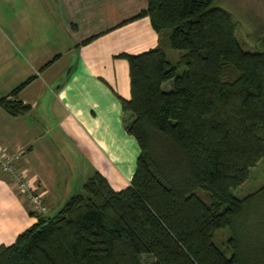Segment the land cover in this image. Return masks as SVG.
I'll return each mask as SVG.
<instances>
[{
    "label": "trees",
    "instance_id": "1",
    "mask_svg": "<svg viewBox=\"0 0 264 264\" xmlns=\"http://www.w3.org/2000/svg\"><path fill=\"white\" fill-rule=\"evenodd\" d=\"M215 1L147 0L133 19L149 18L158 46L118 56L130 80V99L117 96L122 124L140 150L130 185L116 191L95 172L55 215L30 211L36 223L0 245V264H264L263 221L251 224L248 213L264 186L232 194L264 159V36L244 50ZM33 79L0 109L27 114L18 96ZM224 228L221 249L214 237Z\"/></svg>",
    "mask_w": 264,
    "mask_h": 264
},
{
    "label": "crops",
    "instance_id": "2",
    "mask_svg": "<svg viewBox=\"0 0 264 264\" xmlns=\"http://www.w3.org/2000/svg\"><path fill=\"white\" fill-rule=\"evenodd\" d=\"M3 3L9 17L0 25V98L34 79L18 96L30 106L27 114L11 117L0 109V146L20 154L16 168L36 184L43 215H55L95 172L116 191L129 186L140 150L122 124L117 96L130 99V80L127 61L118 56L158 46L149 18L133 19L147 0ZM29 39L35 40L31 47ZM44 44L41 61L30 51ZM24 52L33 58L29 77ZM30 211L29 200L0 172V245L13 244L36 223Z\"/></svg>",
    "mask_w": 264,
    "mask_h": 264
},
{
    "label": "rangeland",
    "instance_id": "3",
    "mask_svg": "<svg viewBox=\"0 0 264 264\" xmlns=\"http://www.w3.org/2000/svg\"><path fill=\"white\" fill-rule=\"evenodd\" d=\"M10 4H12L10 2ZM215 7H220L227 12H229L236 24V33L235 37L239 44L244 50L254 51L259 49L260 41L259 39L264 36V0H216L214 5ZM9 17L8 6L3 3V0H0V25L2 22L7 20ZM45 18V15L44 17ZM46 21L47 19H43ZM44 30L46 31L49 27L46 22H43ZM49 31V29H48ZM47 31V33H48ZM49 37H52L48 34ZM17 45H13L15 49H19L17 40H13ZM30 47L33 46L35 40L29 39ZM29 43V42H28ZM50 44V43H49ZM48 44V45H49ZM46 45H40L36 48H33L30 52L33 56H36L37 59L41 60L44 58V52L46 50ZM0 46L2 43L0 42ZM21 49V48H20ZM25 53V52H24ZM179 52L171 53L170 57L172 60H176ZM26 59V70L27 76L29 77L33 73L29 71V65L32 63L33 58L31 55L25 53ZM42 61V60H41ZM26 76V77H27ZM264 186V159L260 160L255 167L250 169L249 178L239 187L232 190L234 197L238 199H244L250 194L257 192L261 187ZM197 195L207 204L212 202V198H209L208 193L204 190L198 189ZM20 195V194H19ZM23 196V195H21ZM30 202V201H29ZM31 204V203H30ZM44 205V204H43ZM45 206V205H44ZM33 208V206L31 205ZM46 208V206H45ZM47 213V208L44 214ZM248 213L251 224H259L262 222V227L259 226V231L261 232V238L264 240V192L258 194L255 199L251 202L248 207ZM40 214V213H39ZM230 236L229 228L220 229L215 237L214 242L219 248L225 247V243ZM152 258L143 256L141 258L142 264H149L152 262Z\"/></svg>",
    "mask_w": 264,
    "mask_h": 264
},
{
    "label": "built area",
    "instance_id": "4",
    "mask_svg": "<svg viewBox=\"0 0 264 264\" xmlns=\"http://www.w3.org/2000/svg\"><path fill=\"white\" fill-rule=\"evenodd\" d=\"M19 158L18 152H9L0 146V172L8 177L18 194L25 196L30 201L35 212L44 214L46 208L43 205L41 195L37 192L36 184L16 168V162Z\"/></svg>",
    "mask_w": 264,
    "mask_h": 264
}]
</instances>
